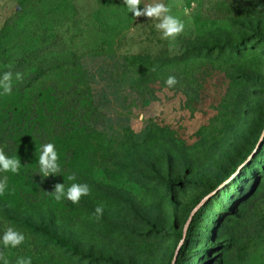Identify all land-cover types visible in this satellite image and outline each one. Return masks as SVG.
<instances>
[{
	"label": "rangeland",
	"instance_id": "rangeland-1",
	"mask_svg": "<svg viewBox=\"0 0 264 264\" xmlns=\"http://www.w3.org/2000/svg\"><path fill=\"white\" fill-rule=\"evenodd\" d=\"M161 2L174 41L123 0H0L9 264H264V0ZM45 143L60 175H39ZM72 173L90 195L57 202Z\"/></svg>",
	"mask_w": 264,
	"mask_h": 264
},
{
	"label": "clouds",
	"instance_id": "clouds-1",
	"mask_svg": "<svg viewBox=\"0 0 264 264\" xmlns=\"http://www.w3.org/2000/svg\"><path fill=\"white\" fill-rule=\"evenodd\" d=\"M129 12L133 13L134 17H147L151 20L157 21L155 24L156 29L161 33V38L165 40L174 41L185 30V23L182 19L172 14V9L169 5L161 2V0H153L151 3H146L141 9V0H123ZM16 81L23 80V74L17 72L15 74ZM178 83L174 76H169L166 80L168 88L174 87ZM13 87V74L12 72H5L0 77V89H2L3 95H10ZM38 165L39 175L42 178L50 176L60 175L61 165L59 163L60 157L56 150L54 143H45L39 148ZM21 169L20 158L13 156L9 157L5 154L4 150L0 148V172H11L12 174H19ZM65 178V177H64ZM77 177L75 173L68 175L65 180L72 182L66 187L65 183H56L54 190L50 192L53 198L60 202L64 199L78 204L80 199L84 196H88L91 193V189L86 183H76ZM7 190V177L0 179V196H3ZM103 205H98L95 208L94 215L96 219H99L103 215ZM26 240L25 235L12 228L8 227L0 241H2L3 247L16 248L23 244ZM0 262L2 264H9V260L3 251H0ZM16 264H32L31 257H18Z\"/></svg>",
	"mask_w": 264,
	"mask_h": 264
},
{
	"label": "trees",
	"instance_id": "trees-1",
	"mask_svg": "<svg viewBox=\"0 0 264 264\" xmlns=\"http://www.w3.org/2000/svg\"><path fill=\"white\" fill-rule=\"evenodd\" d=\"M219 187V185H217V188ZM186 237H187V234L184 236V239H186Z\"/></svg>",
	"mask_w": 264,
	"mask_h": 264
},
{
	"label": "water",
	"instance_id": "water-1",
	"mask_svg": "<svg viewBox=\"0 0 264 264\" xmlns=\"http://www.w3.org/2000/svg\"><path fill=\"white\" fill-rule=\"evenodd\" d=\"M253 191H254V190H252V192H251V193H253Z\"/></svg>",
	"mask_w": 264,
	"mask_h": 264
}]
</instances>
